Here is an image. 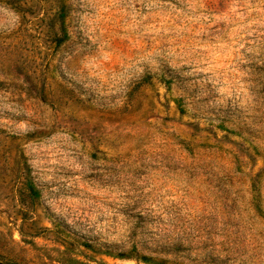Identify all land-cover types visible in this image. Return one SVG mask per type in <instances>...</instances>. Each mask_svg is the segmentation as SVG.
I'll list each match as a JSON object with an SVG mask.
<instances>
[{
    "label": "rangeland",
    "instance_id": "obj_1",
    "mask_svg": "<svg viewBox=\"0 0 264 264\" xmlns=\"http://www.w3.org/2000/svg\"><path fill=\"white\" fill-rule=\"evenodd\" d=\"M0 264H264V0H0Z\"/></svg>",
    "mask_w": 264,
    "mask_h": 264
}]
</instances>
